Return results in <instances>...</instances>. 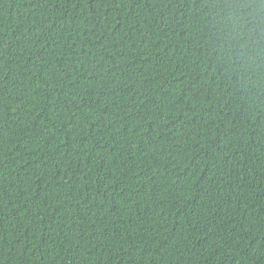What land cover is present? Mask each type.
Wrapping results in <instances>:
<instances>
[{"label": "trees", "instance_id": "16d2710c", "mask_svg": "<svg viewBox=\"0 0 264 264\" xmlns=\"http://www.w3.org/2000/svg\"><path fill=\"white\" fill-rule=\"evenodd\" d=\"M0 264H264V0H0Z\"/></svg>", "mask_w": 264, "mask_h": 264}]
</instances>
